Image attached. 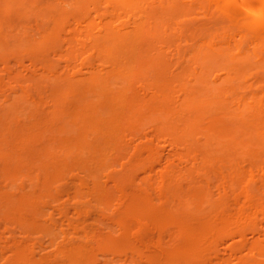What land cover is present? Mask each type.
I'll use <instances>...</instances> for the list:
<instances>
[{"label": "rangeland", "instance_id": "rangeland-1", "mask_svg": "<svg viewBox=\"0 0 264 264\" xmlns=\"http://www.w3.org/2000/svg\"><path fill=\"white\" fill-rule=\"evenodd\" d=\"M74 1L0 0V264H264L263 33Z\"/></svg>", "mask_w": 264, "mask_h": 264}, {"label": "bare ground", "instance_id": "bare-ground-1", "mask_svg": "<svg viewBox=\"0 0 264 264\" xmlns=\"http://www.w3.org/2000/svg\"><path fill=\"white\" fill-rule=\"evenodd\" d=\"M10 1V0H9ZM13 1V0H12ZM27 1H29V0H27ZM74 1V0H73ZM78 0H76V1H74V2H77ZM83 0H81V2H82ZM96 1H98V0H96ZM102 1H104L107 5H109L110 7H111V4H113L114 5V3L113 2H116V3H118V4H116L115 3V6H117V7H119L120 5L122 6V8L121 7H119V8H117V9H120L121 8V10L122 11H126L125 9H127V11H128V13H131V16H136V15H138V16H140V13H142L141 11H139L140 13H138L137 14V12H136V8H140L141 6H143L141 9H143V8H145V11L147 10V11H149V9L151 8V7H153L154 6V8H155V10H156V8L159 6L160 8V10H163V8H161V6L162 7H165V6H163V5H165V4H167V5H169L168 6V8L167 9H164V10H166V11H174V12H176V15H177V18H178V20H179V16L182 14V16H183V14H186V11H187V9H188V12H187V14L186 15H188L189 14V8L191 7V5H192V9H194V7H196L195 6V4L196 5H199V1L200 0H102ZM139 1H140V3H141V5H140V3H139ZM204 1V0H203ZM213 1V0H212ZM212 1H209V2H212ZM216 2H214L215 4H217V2L218 3H220L223 7H226V11L228 10V9H230L231 10V12L233 13V11H232V9L233 10H235L236 11V14L235 15H237V16H241V18L243 17V18H245V19H247V22H248V26L251 28V26H253V27H255V30H257L258 32V35L260 36V34L261 33H263V34H261V35H263L264 36V0H215ZM20 2H22V1H20ZM24 2V1H23ZM31 2V1H30ZM79 2V1H78ZM77 2V3H78ZM139 4H138V3ZM196 2V3H195ZM199 2V3H198ZM66 3V2H65ZM73 3V2H72ZM76 3V4H77ZM132 3L133 4H135V3H137L136 4V8H135V5L134 6H132ZM198 3V4H197ZM202 3H204V2H202ZM213 3V4H214ZM16 4V3H15ZM28 4V3H27ZM26 4V5H27ZM30 4V3H29ZM33 4V3H32ZM106 4H105V6H106ZM120 4V5H119ZM147 5L148 6V8L146 9V7L147 6H144V5ZM208 4V3H207ZM212 4V3H211ZM214 4V5H215ZM220 4H217L216 6H218V8H220ZM100 5V4H99ZM112 5V6H113ZM137 5H139V6H137ZM200 5H202L201 3H200ZM206 5V4H205ZM209 5V4H208ZM2 6V5H1ZM44 6V5H43ZM68 6V5H67ZM78 6V5H77ZM150 6V7H149ZM212 6V5H211ZM28 7V6H27ZM133 7V8H132ZM207 6H205V8H206ZM209 7V6H208ZM207 7V8H208ZM29 8H31V7H29ZM32 8H34V6L32 7ZM102 8V7H101ZM115 8V9H116ZM125 8V9H124ZM20 9V8H19ZM105 9V8H104ZM111 9V8H110ZM115 9H114V11H115ZM124 9V10H123ZM152 9V8H151ZM158 9V10H159ZM199 9H201V8H199ZM42 10H43V8H42ZM71 10V9H70ZM79 10V9H78ZM102 10V9H101ZM106 10V9H105ZM109 10V9H108ZM140 10V9H139ZM157 10V11H158ZM190 10H191V8H190ZM202 10V9H201ZM221 10H222V8H221ZM230 10H229V13H231L230 12ZM20 11H22V10H20ZM114 11L112 12V14L114 13ZM122 11H120V12H122ZM138 11V10H137ZM143 11V10H142ZM147 11L145 12V14L147 13ZM151 11V10H150ZM157 11L155 12V11H153V12H155V14L157 15V16H159L158 14H157ZM191 11H193V10H191ZM190 11V12H191ZM200 11V10H199ZM109 12V11H108ZM119 12V11H118ZM158 12H162V11H158ZM165 12V11H164ZM208 12V11H207ZM2 13H3V11H2ZM123 13H127V12H123ZM144 13V12H143ZM142 13V14H143ZM159 13V14H160ZM224 13V12H223ZM228 13V14H229ZM7 14H9L8 12H7ZM96 14V13H95ZM116 14V13H115ZM120 14V13H119ZM118 14V15H119ZM165 14V13H164ZM179 14V15H178ZM197 14V13H196ZM198 14H200V13H198ZM202 14V13H201ZM222 14V13H221ZM5 15V14H4ZM56 15V14H55ZM102 15V14H101ZM114 15V14H113ZM130 15V14H129ZM148 15H151V17H152V11H151V14L149 13ZM148 15H147V18H149L148 17ZM161 15V14H160ZM166 15H167V13H166ZM173 15V14H172ZM171 15V16H172ZM230 16H231V20L232 19H234V17L231 15V14H229ZM234 15V14H233ZM54 16V15H53ZM116 16H117V14H116ZM120 16V15H119ZM122 16V15H121ZM127 16V15H126ZM144 16V15H143ZM154 16V15H153ZM157 16H155V17H157ZM165 17V15H163L162 14V19ZM168 16V15H167ZM166 16V17H167ZM169 16H170V14H169ZM175 16V15H174ZM99 17H101L100 15H99ZM99 17H98V19H99ZM104 17V16H103ZM106 17H107V15H106ZM125 17V16H124ZM133 17V18H134ZM141 17V16H140ZM139 17V18H140ZM155 17H153V18H155ZM161 17V16H160ZM165 17V19H167ZM215 17V16H214ZM236 17V16H235ZM87 18V17H86ZM102 18V17H101ZM105 18V17H104ZM114 18H115V16H114ZM119 18H121V17H119ZM128 18V17H127ZM130 18V17H129ZM170 19H172L171 17H169ZM168 18V19H169ZM176 18V17H175ZM182 18V17H181ZM90 20H92V17L91 18H89ZM110 19V18H109ZM108 19V20H109ZM117 19V18H116ZM150 19V18H149ZM164 19V20H165ZM169 19V20H170ZM201 19V18H200ZM199 19V20H200ZM90 20H88V21H90ZM136 20H138V19H136ZM135 20V21H136ZM144 20V19H143ZM142 20V21H143ZM153 20V19H152ZM163 20V21H164ZM174 20V19H173ZM203 20V19H202ZM93 21H94V18H93ZM99 21V20H98ZM106 21V20H105ZM105 21H103V22H105ZM110 21H112V20H110ZM120 21V20H119ZM147 21V20H146ZM108 22V21H107ZM114 22V21H113ZM131 22V21H130ZM140 22V21H139ZM166 22V21H165ZM95 23V22H94ZM106 23V22H105ZM141 23V25H143L144 26V23L143 22H140ZM140 23H139V25H140ZM154 23V22H153ZM171 23V22H170ZM178 23V22H177ZM184 23V22H183ZM187 23V22H186ZM92 24V26H93V23H91ZM98 24V23H97ZM134 24V23H133ZM138 24V23H137ZM147 24H149L150 25V23L149 22H147ZM179 24V23H178ZM181 24V23H180ZM83 25V24H82ZM81 25V26H82ZM111 25V24H110ZM157 25V24H156ZM159 25V24H158ZM161 25V24H160ZM166 27H167V22H166ZM92 26H90V27H92ZM100 26H103V27H105L104 26V24H102V25H100ZM126 26V25H125ZM137 26V25H136ZM143 26H140V27H142L143 28ZM96 27H97V25H96ZM98 27H99V25H98ZM108 27V26H107ZM128 26H126V28H127ZM130 27V26H129ZM135 27V26H134ZM139 27V26H138ZM139 27V28H140ZM153 27H155V24L153 25ZM159 27V26H158ZM172 27V26H171ZM177 27V26H176ZM56 28V27H55ZM80 28V27H79ZM87 28V27H86ZM85 28V29H86ZM142 28H140V29H142ZM169 28V27H168ZM235 28V27H234ZM233 28V29H234ZM81 29L83 30V28L81 27ZM93 29V30H92ZM91 30H90V32H92V31H94V28H92ZM105 29V28H104ZM112 29H113V27H112ZM133 29V28H132ZM136 30L138 29V28H135ZM139 29V30H140ZM145 29V28H144ZM147 29H148V27H147ZM155 29V28H154ZM158 28H156V30H157ZM161 29V28H160ZM182 29V28H181ZM95 30H96V28H95ZM99 30V29H98ZM108 30V28L106 29V31ZM129 30V29H128ZM128 30H126V31H128ZM135 30V31H136ZM165 30H167L166 28H165ZM177 30V29H176ZM253 30H254V28H253ZM254 30V31H255ZM81 31V30H80ZM79 31V32H80ZM89 31V30H88ZM100 31H101V29H100ZM112 31V30H111ZM155 31V30H154ZM153 31V33H155ZM181 31V30H180ZM78 32V33H79ZM85 32H87V31H85ZM84 32V33H85ZM98 32V31H97ZM118 32V31H117ZM117 32H116V35H117ZM134 32V31H133ZM137 32H139V31H137ZM146 32H147V30H146ZM158 32V31H157ZM164 32V31H163ZM166 32V31H165ZM164 32V33H165ZM183 32V31H182ZM260 32V33H259ZM71 33H72V31H71ZM99 33V32H98ZM97 33V34H98ZM106 33H109V31L108 32H106ZM106 33H104V34H106ZM122 33V32H121ZM144 33V32H143ZM180 33V32H179ZM252 33V32H251ZM256 33V34H257ZM74 34V33H73ZM81 34V33H80ZM92 34V33H91ZM112 34V33H111ZM134 34V33H133ZM253 35V36H257V35ZM78 35V34H77ZM86 35H88V34H86ZM116 35L113 33V36H115L116 37ZM140 35H141V32H140ZM73 36V35H72ZM105 36V35H104ZM110 36V35H109ZM108 36V37H109ZM120 35H118L117 37H119ZM128 36V35H127ZM139 36V35H138ZM137 36V37H138ZM98 37V36H97ZM110 37H112V35L110 36ZM214 37V36H213ZM96 38V37H95ZM94 38V39H95ZM120 38H121V36H120ZM135 38H136V36H135ZM215 38V37H214ZM220 38V37H219ZM87 39V38H86ZM90 39V38H89ZM142 39V38H141ZM216 39V38H215ZM139 40V41H138ZM138 40H136L137 41V43L138 42H140V41H142V40H140L139 38H138ZM217 40V39H216ZM255 40H259V39H255ZM254 40V41H255ZM99 41V40H98ZM131 41V40H130ZM134 41V40H133ZM218 41V40H217ZM256 41V42H257ZM261 41V40H260ZM89 42V41H88ZM93 42V41H92ZM94 43V42H93ZM129 44H131V43H129ZM133 44H134V42H133ZM136 44V43H135ZM139 44V43H138ZM141 44V43H140ZM206 44H208V43H206ZM215 44H217V43H215ZM214 43L212 44V46H214V48L216 47V45H215ZM211 45V44H210ZM218 45V44H217ZM137 46H141V45H137ZM219 47V46H218ZM209 48V50H210V46H209V44L207 45V49ZM213 48V47H212ZM211 48V51L213 52L215 49H212ZM202 50V49H201ZM263 50V49H262ZM261 50V51H262ZM210 51V52H211ZM214 52H217V51H214ZM202 54V53H201ZM203 55V54H202ZM202 58V57H201ZM262 59V58H261ZM205 61V60H204ZM203 61V62H204ZM201 67H203V65L201 66ZM236 67V66H235ZM232 68V67H231ZM230 68V69H231ZM234 68V67H233ZM233 68H232V72L234 73L233 75H236V76H238V73H240L239 71H237V70H240V69H235V72H234V70H233ZM237 68H239V67H237ZM200 70V69H199ZM205 70V69H204ZM221 70V69H220ZM228 70V69H227ZM202 72V71H201ZM207 72V71H206ZM222 72V71H221ZM226 72V71H225ZM262 72H264V70L262 71ZM230 73H231V70H229V72H226V74L224 73V75L223 76H229L230 75ZM258 73H259V71H258ZM201 74V73H200ZM203 74V73H202ZM241 74V73H240ZM264 74V73H263ZM205 75V74H204ZM204 75H202V77H205ZM233 75H232V77H233ZM225 76V77H226ZM195 77V76H194ZM214 77H216V76H214ZM196 78V77H195ZM224 78V77H223ZM241 78H243V76L241 77ZM205 79V78H204ZM204 79H201V80H204ZM264 79V78H263ZM219 80V79H218ZM227 81H228V83H229V80L228 79H226ZM226 80H224V81H226ZM247 80V79H246ZM220 81H221V79H220ZM226 81V82H227ZM203 82V81H202ZM253 82V81H252ZM203 83H205V82H203ZM231 83V82H230ZM251 83V82H250ZM248 84H249V82H248ZM254 84V83H253ZM252 83H251V85H253ZM204 85V84H203ZM246 86H247V84H246ZM254 86V85H253ZM228 87V86H227ZM233 87V86H232ZM247 88V87H246ZM249 89H250V87H249ZM251 91H252V89H250ZM234 98V97H233ZM235 100V99H234ZM241 100V99H240ZM205 101V100H204ZM206 101H208V100H206ZM238 101V100H237ZM260 101H262V100H260ZM258 102V103H260L259 105H260V108L259 107H257L256 109L258 110V114L259 115H261L260 113H263L264 111L261 109V106H262V104H263V102ZM235 102V101H234ZM239 102V101H238ZM237 102V103H238ZM206 102H204V104H205ZM236 103V102H235ZM240 105V104H239ZM250 106V108L248 107V109L250 110L251 109V104H249ZM256 104H254V106H255ZM248 106V105H247ZM258 106V105H257ZM238 107V106H237ZM242 107V106H241ZM239 108V107H238ZM245 109V108H244ZM244 109H243V113H245L244 112ZM252 109H253V107H252ZM255 109V108H254ZM254 109H253V114L255 113H257V112H255L254 111ZM261 109V111H259ZM237 110V109H236ZM239 111V110H238ZM237 111V112H238ZM263 111V112H262ZM249 112V111H248ZM260 112V113H259ZM235 114H236V116H237V113L236 112H234ZM240 113V112H239ZM242 112H241V115L243 114ZM250 113H252V111H250ZM264 114V113H263ZM263 114L261 115V116H263ZM240 114H238V116L239 117H244V115H242L241 116ZM246 115V114H245ZM247 115H249V117H251L250 115L251 114H247ZM254 116V115H253ZM256 116V115H255ZM263 120H264V118H262ZM257 122V121H256ZM262 122V121H261ZM264 122V121H263ZM258 123V122H257ZM264 124V123H263ZM264 126V125H263ZM232 236V235H231ZM234 237V236H233Z\"/></svg>", "mask_w": 264, "mask_h": 264}]
</instances>
